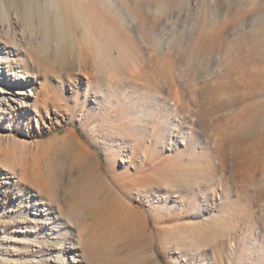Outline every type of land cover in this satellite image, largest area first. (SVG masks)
I'll return each mask as SVG.
<instances>
[{
    "label": "rangeland",
    "instance_id": "374dc122",
    "mask_svg": "<svg viewBox=\"0 0 264 264\" xmlns=\"http://www.w3.org/2000/svg\"><path fill=\"white\" fill-rule=\"evenodd\" d=\"M22 1L40 3L39 11L44 8L45 0L17 3ZM135 1L134 13L145 28L152 27V12L142 14L140 4L158 7L165 3L173 9L183 0ZM184 1L192 7L206 0ZM10 4L11 0H0V9ZM96 6L99 13L87 16L86 8L77 6L80 19L91 25L97 24V18L102 21L100 15L105 8L102 4ZM65 7L64 15L62 10L54 15L47 8L45 21L41 22L54 32L57 22V35L63 40L47 53L31 52L32 65L24 60L30 74L24 89L9 86L6 96L10 99L15 90L25 93V108H19L17 114L0 115L3 144L17 146L22 141L27 145L22 148L27 151L24 161L27 170L33 165L34 171L33 175L27 174L25 189L43 194L33 185L36 175H48L55 168L54 161L61 152L52 139L71 128L103 165L105 175L112 170L119 182L137 180L148 193L144 197L138 190L129 193L136 224L128 230L131 233L125 232V244H133V248L121 261L129 262L138 255L148 261L145 257L154 251L161 264H264V0H238L233 4L231 22L250 14L259 15V21L254 29L231 38L230 47L215 56L222 58L220 64L212 63L210 57L228 25L224 20L214 26L212 34L189 38V46L175 55L179 49L176 46L164 62L151 55L154 48L150 44H156L158 38L140 31L137 38L131 36L126 42L127 34L115 22L119 33L113 38L118 49L111 48V58L105 64L103 55L84 44L80 29L69 27L72 20L65 14L70 11V3L66 2ZM183 14L173 17V26L179 31L173 29V35L169 34L171 45L187 40L181 30L188 15ZM11 16L16 17L13 13ZM111 16L109 20L114 22ZM17 22L16 32L20 33L23 17ZM34 22L40 23L37 19ZM23 33L34 44L46 40L42 33ZM18 49L19 54L14 53L12 58L24 57L21 47L13 48ZM4 59L6 54L1 53V76L5 75L4 65L12 64ZM110 63L113 65L109 69ZM15 75L11 78L18 82V73ZM171 83L179 89L178 97L169 92ZM146 86L152 88V95L145 92ZM155 92L161 99L166 98L167 109H177L175 117L166 109L160 114L150 108L151 98L157 97ZM145 100L149 111L137 113ZM9 104L15 105L12 101ZM1 108L8 107L3 102ZM17 117H22L19 124ZM221 151L226 153L224 158L219 156ZM207 179L214 181L209 183ZM14 211L1 209L0 223L9 221ZM1 227V247L10 253L11 248H6L1 236L16 235L15 227L6 231ZM184 242L187 246L182 245ZM33 256L25 259L31 261ZM103 261L97 264H108Z\"/></svg>",
    "mask_w": 264,
    "mask_h": 264
},
{
    "label": "bare ground",
    "instance_id": "6f19581e",
    "mask_svg": "<svg viewBox=\"0 0 264 264\" xmlns=\"http://www.w3.org/2000/svg\"><path fill=\"white\" fill-rule=\"evenodd\" d=\"M237 1L206 0L203 3H194L195 5L193 4L191 7L183 0L179 3L176 2L173 9L167 5L164 6L165 3H160L158 7L140 4L139 10L142 11V14L148 15L152 12V27L144 28L134 13V7L137 4L135 0L134 3H130L129 0H45L44 8H41L40 11L37 10L40 3L30 4L22 1L19 4L20 2L17 3L18 0H11V7L8 8L9 5H7L8 9H0V37L5 40L2 42L0 39V54H6L5 63L12 62V64L4 65L5 75H0V115H11V112L17 114V111L20 112V109L25 108L24 92L15 90L12 99L6 96L10 93L9 86H22L24 89V83L29 82L26 78H29L30 74L25 68L24 60L26 59V64L32 65L33 51L39 54L47 53L52 46L56 49L55 44L63 40L60 37L62 35H57V22L54 23L53 30L55 32L41 23L45 21L47 8H51L52 13L56 15L66 8L65 3L69 2L70 11L65 14V17L69 15L72 20V25L69 27L80 29L84 44L91 45L93 50L103 55V63L105 64L111 58V48L118 49L113 38L119 33L116 23H119L122 32L127 34L126 42L130 40L131 36L137 38L140 31L146 36L158 38L156 44H150V47L154 48L151 55H156V58L164 62L176 46H179V49L175 55L190 44L189 38L199 39L204 33L212 34L214 26L224 20L228 25L220 33V43L210 57L212 63L220 64L222 58H215V56L224 53L231 38L248 28L254 29L259 21V15L250 14L234 23L231 22L233 4ZM87 2H90L91 5ZM17 4L19 5L17 6ZM97 4H102L105 8L104 14H99L103 20L97 18V24L92 25L87 21H82L78 16L76 7L86 8L87 16V13H99ZM184 10H186L185 14L182 13ZM63 11L65 10H62V14ZM175 11L178 13L174 14ZM229 11H231L230 14ZM12 13L16 17L13 18ZM109 14L112 15L114 22H110ZM181 14L188 15L185 17V25H183L182 30L180 29L182 37L187 40H181V42L184 41L182 43L177 41L171 45L173 40L169 39V34L172 32L173 35V29H177L176 32L179 31L178 26L176 28L173 26V17ZM20 16L23 17L24 22L18 34L16 27L17 18ZM35 19L40 21L38 25L34 22ZM26 31L42 33L46 40L34 44L31 39L26 40L23 33ZM51 31L52 35L49 34ZM68 31L70 32V30ZM133 31L134 35L132 34ZM180 33L178 32L177 35L179 36ZM48 36L50 37L49 40L46 38ZM160 37L164 38L160 40ZM24 41L25 45L23 46L22 42ZM12 47L14 49L21 47V50H24V57L12 58L15 56L14 53L17 55L20 52L19 49L13 50ZM111 65L113 64H109V69ZM16 72L18 77L15 79L19 81L13 82L11 76L15 75ZM144 90L150 95L153 94L152 88L149 86H146ZM169 92L178 97L180 91L175 87V84L171 83L169 84ZM151 99L150 108L154 107L160 114H163L166 109L170 115L176 116L177 109L175 107L167 109L166 98L161 99L157 94V97L154 96ZM9 101L15 105H10ZM3 102L8 108H1ZM145 102L146 100L144 104L141 103L137 113L149 111ZM1 118L3 119V116ZM15 120L17 121L16 124H19L22 117H17ZM70 122L74 124L75 120ZM90 134L93 136V129L90 130ZM92 141H94L93 138ZM52 142L59 146L61 157L58 155L59 159L54 161L55 168L50 170L48 175L44 173L36 175L37 181L33 185H36L43 193L36 194L32 190L25 189V184L28 182L27 174L33 175L34 171L33 165L27 170L24 161V155L27 151L22 150V148L26 149L27 145L21 141L17 143L18 145L16 144L17 146L12 144L7 146L3 144L0 138V210L8 212L16 209L9 217V221L3 220V224L0 223L2 230H12L14 226V232H16V235L5 237V233H3L1 236L6 248H11V250L10 253L5 251L0 244V262L2 264H97L98 261L104 260L103 262H105L107 260L106 263L108 264H161L154 251H150L151 254L149 253L148 258L145 257L148 261L139 258L138 254H136L138 258H133L129 262L127 260L121 261L132 252L133 248V244H125V232L127 233L129 229L133 230L136 224L132 208L134 203L129 193L132 190H138L144 193L142 194L144 197L148 194L146 189L143 190L142 185H138L136 182L137 180L123 179L119 182L112 170L105 175L103 165L101 166L92 157L88 146L71 128L62 135L56 134ZM219 156L224 158L226 153L221 151ZM31 157L35 159L36 155L33 153ZM126 160H129L128 157ZM49 165L51 166L50 163ZM199 179L197 178V182ZM207 180L209 183L214 181L212 179ZM176 182L175 180L172 190L175 189ZM10 187L11 190H9ZM223 192L226 193V190ZM223 192L221 197L224 199ZM187 206L191 207L192 204L187 203ZM182 239L187 240L184 234H182ZM182 245L187 246L185 242ZM13 255L16 258L12 257ZM27 255H34L33 260L25 259Z\"/></svg>",
    "mask_w": 264,
    "mask_h": 264
}]
</instances>
